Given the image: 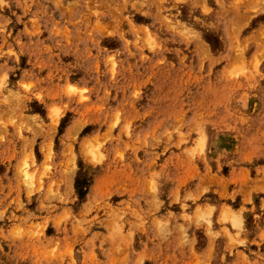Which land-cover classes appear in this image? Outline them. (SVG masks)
I'll use <instances>...</instances> for the list:
<instances>
[{
  "label": "rangeland",
  "instance_id": "1",
  "mask_svg": "<svg viewBox=\"0 0 264 264\" xmlns=\"http://www.w3.org/2000/svg\"><path fill=\"white\" fill-rule=\"evenodd\" d=\"M0 264H264V0H0Z\"/></svg>",
  "mask_w": 264,
  "mask_h": 264
}]
</instances>
